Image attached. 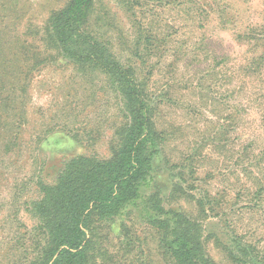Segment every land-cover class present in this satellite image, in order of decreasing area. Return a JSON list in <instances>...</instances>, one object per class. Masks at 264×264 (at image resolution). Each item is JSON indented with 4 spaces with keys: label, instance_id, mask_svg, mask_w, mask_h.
Wrapping results in <instances>:
<instances>
[{
    "label": "rangeland",
    "instance_id": "1",
    "mask_svg": "<svg viewBox=\"0 0 264 264\" xmlns=\"http://www.w3.org/2000/svg\"><path fill=\"white\" fill-rule=\"evenodd\" d=\"M71 1L0 0V68L25 94L23 110L0 114L8 115L0 120V264L37 257L44 237L30 209L41 185L55 184L71 158L109 160L120 144L118 94L48 39L50 18ZM91 7L87 31L166 100L159 110L166 148L154 162L163 207L199 221V194L208 191L216 208L206 202L200 221L210 258L240 264L229 249L247 248L264 264V61L251 60L248 37L238 39L264 25V0H93ZM92 227L91 264H174L143 206Z\"/></svg>",
    "mask_w": 264,
    "mask_h": 264
},
{
    "label": "trees",
    "instance_id": "2",
    "mask_svg": "<svg viewBox=\"0 0 264 264\" xmlns=\"http://www.w3.org/2000/svg\"><path fill=\"white\" fill-rule=\"evenodd\" d=\"M92 2L72 0L52 15L47 35L79 72L104 78L118 94L125 119L117 132L121 140L111 159L73 157L64 164L55 184L41 185L42 198L32 204L30 213L40 225L44 242L30 264H91L89 231L95 219L142 206L161 233V246L174 264H216L206 252L205 229L200 221L208 210L206 202H211L214 210L215 200L208 191L205 198L199 194V221L161 204L154 162L166 148V131L159 122L166 100L150 91L148 84L137 77L136 69L119 60L109 44L87 31ZM246 37L253 42L251 60L263 62L264 52L258 54L257 50L264 41V25L251 27L238 39L245 41ZM0 71L5 80L12 78L10 82L0 80V114L13 109L16 112L17 107V112L23 110L25 94L18 92L16 75L11 76L6 68ZM166 98L172 102L169 96ZM20 114L22 117L25 112ZM7 116H0V120ZM146 192L150 194L144 197ZM247 250L235 253L229 249V255L240 264H262Z\"/></svg>",
    "mask_w": 264,
    "mask_h": 264
}]
</instances>
